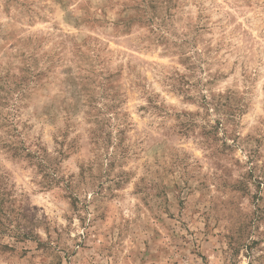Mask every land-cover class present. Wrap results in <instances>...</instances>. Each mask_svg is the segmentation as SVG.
Listing matches in <instances>:
<instances>
[{
  "label": "rangeland",
  "instance_id": "1",
  "mask_svg": "<svg viewBox=\"0 0 264 264\" xmlns=\"http://www.w3.org/2000/svg\"><path fill=\"white\" fill-rule=\"evenodd\" d=\"M0 264H264V0H0Z\"/></svg>",
  "mask_w": 264,
  "mask_h": 264
}]
</instances>
